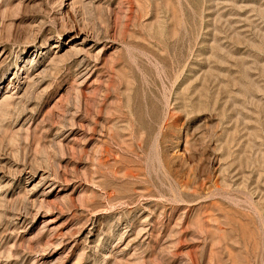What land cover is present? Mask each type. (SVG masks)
I'll return each mask as SVG.
<instances>
[{
	"label": "rangeland",
	"instance_id": "374dc122",
	"mask_svg": "<svg viewBox=\"0 0 264 264\" xmlns=\"http://www.w3.org/2000/svg\"><path fill=\"white\" fill-rule=\"evenodd\" d=\"M0 264H264V0H0Z\"/></svg>",
	"mask_w": 264,
	"mask_h": 264
}]
</instances>
